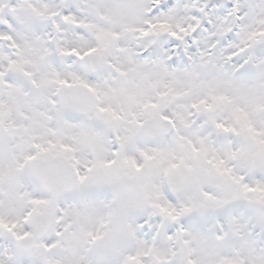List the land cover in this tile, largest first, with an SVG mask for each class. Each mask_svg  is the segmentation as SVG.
Listing matches in <instances>:
<instances>
[{
  "label": "snow or ice",
  "instance_id": "snow-or-ice-1",
  "mask_svg": "<svg viewBox=\"0 0 264 264\" xmlns=\"http://www.w3.org/2000/svg\"><path fill=\"white\" fill-rule=\"evenodd\" d=\"M0 264H264V0H0Z\"/></svg>",
  "mask_w": 264,
  "mask_h": 264
}]
</instances>
